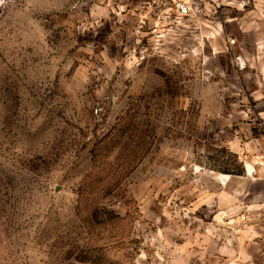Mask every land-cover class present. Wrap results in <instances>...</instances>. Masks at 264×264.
Masks as SVG:
<instances>
[{"label": "rangeland", "instance_id": "rangeland-1", "mask_svg": "<svg viewBox=\"0 0 264 264\" xmlns=\"http://www.w3.org/2000/svg\"><path fill=\"white\" fill-rule=\"evenodd\" d=\"M146 1L0 0V264H264V0Z\"/></svg>", "mask_w": 264, "mask_h": 264}, {"label": "built area", "instance_id": "built-area-1", "mask_svg": "<svg viewBox=\"0 0 264 264\" xmlns=\"http://www.w3.org/2000/svg\"><path fill=\"white\" fill-rule=\"evenodd\" d=\"M213 0H147L137 22L138 32L159 31L185 18H194L204 13ZM236 65L242 67L244 61L237 57Z\"/></svg>", "mask_w": 264, "mask_h": 264}, {"label": "crops", "instance_id": "crops-1", "mask_svg": "<svg viewBox=\"0 0 264 264\" xmlns=\"http://www.w3.org/2000/svg\"><path fill=\"white\" fill-rule=\"evenodd\" d=\"M261 173L264 175V166H263V168H261ZM262 181L264 182V178H262ZM262 201L264 202V190H263V198H262ZM253 224H254L253 225L254 228H256L255 226L260 225V229H259L258 234L260 235V237H262L264 239V220H260L259 222H255L254 221Z\"/></svg>", "mask_w": 264, "mask_h": 264}]
</instances>
